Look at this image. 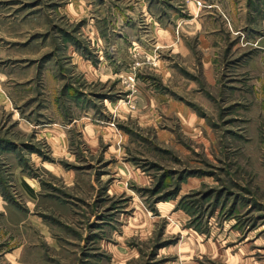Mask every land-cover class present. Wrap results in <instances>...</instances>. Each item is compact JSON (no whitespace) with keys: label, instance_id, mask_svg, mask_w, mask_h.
Masks as SVG:
<instances>
[{"label":"rangeland","instance_id":"1","mask_svg":"<svg viewBox=\"0 0 264 264\" xmlns=\"http://www.w3.org/2000/svg\"><path fill=\"white\" fill-rule=\"evenodd\" d=\"M0 264H264V0H0Z\"/></svg>","mask_w":264,"mask_h":264}]
</instances>
